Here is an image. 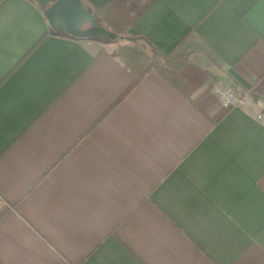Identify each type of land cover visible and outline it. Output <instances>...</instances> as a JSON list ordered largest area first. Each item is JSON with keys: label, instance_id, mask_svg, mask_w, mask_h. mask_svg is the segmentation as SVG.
<instances>
[{"label": "crops", "instance_id": "1", "mask_svg": "<svg viewBox=\"0 0 264 264\" xmlns=\"http://www.w3.org/2000/svg\"><path fill=\"white\" fill-rule=\"evenodd\" d=\"M130 4L105 45L0 0V264H264V117L209 90L264 95V0Z\"/></svg>", "mask_w": 264, "mask_h": 264}, {"label": "water", "instance_id": "2", "mask_svg": "<svg viewBox=\"0 0 264 264\" xmlns=\"http://www.w3.org/2000/svg\"><path fill=\"white\" fill-rule=\"evenodd\" d=\"M44 10L50 28L78 39H114L81 0H32Z\"/></svg>", "mask_w": 264, "mask_h": 264}, {"label": "trees", "instance_id": "3", "mask_svg": "<svg viewBox=\"0 0 264 264\" xmlns=\"http://www.w3.org/2000/svg\"><path fill=\"white\" fill-rule=\"evenodd\" d=\"M83 4L91 11L95 16V19L100 25L105 27L107 30L115 33L117 36L125 39L127 37V30L133 22L137 12L142 10L144 5L140 8L132 7L130 2L134 0H110L104 5L97 7L91 5L87 0H81ZM156 55H161L159 52L154 50ZM155 69L169 82H171L176 88H180L182 78L172 69L165 65L158 63L153 59L147 66L148 69Z\"/></svg>", "mask_w": 264, "mask_h": 264}, {"label": "built area", "instance_id": "4", "mask_svg": "<svg viewBox=\"0 0 264 264\" xmlns=\"http://www.w3.org/2000/svg\"><path fill=\"white\" fill-rule=\"evenodd\" d=\"M209 90L216 98L222 109L228 110L251 103L257 109L256 118L263 119L264 95L257 96L252 102H250L247 94L240 92L232 83L220 80L212 81Z\"/></svg>", "mask_w": 264, "mask_h": 264}, {"label": "rangeland", "instance_id": "5", "mask_svg": "<svg viewBox=\"0 0 264 264\" xmlns=\"http://www.w3.org/2000/svg\"><path fill=\"white\" fill-rule=\"evenodd\" d=\"M99 40L101 43L103 44H114V45H118V44H124L125 43V39L121 38V37H116L114 39H97Z\"/></svg>", "mask_w": 264, "mask_h": 264}]
</instances>
